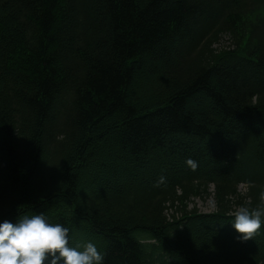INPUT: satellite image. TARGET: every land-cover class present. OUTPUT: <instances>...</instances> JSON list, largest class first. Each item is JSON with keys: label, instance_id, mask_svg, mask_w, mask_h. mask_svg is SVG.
Segmentation results:
<instances>
[{"label": "trees", "instance_id": "obj_1", "mask_svg": "<svg viewBox=\"0 0 264 264\" xmlns=\"http://www.w3.org/2000/svg\"><path fill=\"white\" fill-rule=\"evenodd\" d=\"M210 183L214 214L186 210ZM262 196L264 0H0V221L43 214L103 264H264L231 213Z\"/></svg>", "mask_w": 264, "mask_h": 264}, {"label": "clouds", "instance_id": "obj_2", "mask_svg": "<svg viewBox=\"0 0 264 264\" xmlns=\"http://www.w3.org/2000/svg\"><path fill=\"white\" fill-rule=\"evenodd\" d=\"M262 216L260 209L239 208L232 224L243 234L241 239L260 229ZM68 232L67 227L51 223L43 214L0 221V264H103L104 255L94 243L88 242L82 250L70 246Z\"/></svg>", "mask_w": 264, "mask_h": 264}, {"label": "rangeland", "instance_id": "obj_3", "mask_svg": "<svg viewBox=\"0 0 264 264\" xmlns=\"http://www.w3.org/2000/svg\"><path fill=\"white\" fill-rule=\"evenodd\" d=\"M151 57L152 56H146L144 58V60L146 61V63H150L152 60H151ZM194 101L191 102V105ZM193 106V105H192ZM191 106V107H192ZM184 138H186L187 140L189 139V137H186V136H183ZM178 138V137H175V139ZM116 140V138H114ZM90 166V169H93V165L92 163L89 164ZM78 182L81 184V185H85L87 183V180H83L81 177L79 178ZM212 189H213V185H210L209 187V191H210V194H204L205 196L204 197H191L190 198V201L187 205V210L195 207L197 210L199 211H202V212H208V211H212L214 208H215V204H214V197H213V194H212ZM239 189L241 191H243V186H240ZM176 208L175 207H167L166 210H165V214L168 218H172V215H174L175 217H178L181 213L180 211H176L175 210ZM145 237V235H143Z\"/></svg>", "mask_w": 264, "mask_h": 264}]
</instances>
